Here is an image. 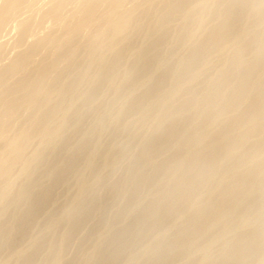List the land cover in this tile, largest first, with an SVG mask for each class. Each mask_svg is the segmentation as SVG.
Returning <instances> with one entry per match:
<instances>
[{
    "label": "bare ground",
    "instance_id": "1",
    "mask_svg": "<svg viewBox=\"0 0 264 264\" xmlns=\"http://www.w3.org/2000/svg\"><path fill=\"white\" fill-rule=\"evenodd\" d=\"M50 1L41 20L55 18L50 23L62 31L20 18L16 32L23 36L36 25L43 38L34 34L27 49L12 42L24 52L0 65V141L6 142L0 155V252L11 250L0 264H75L79 253L73 251H79L71 239L91 219L104 229L99 226L96 235L89 226L96 241L85 256L79 254L80 261L85 257L79 264H122L124 258L164 264L176 257L180 264H264V0ZM34 2H0L1 32ZM67 4L75 5L73 13L64 11ZM9 30L8 37L19 36ZM25 36L14 39L26 42ZM38 52L43 58L33 65ZM105 88L112 91L109 99ZM23 109L29 113H23L22 126L17 120L26 116ZM88 113L97 116L86 131L81 120ZM13 122L22 127L9 138ZM81 124L86 132L80 137L69 132H80ZM119 126L127 137L121 141L123 133H115L114 141L126 140V146L99 137ZM33 140L40 145L29 152ZM121 161L128 164L118 178ZM109 175L121 180L109 182ZM71 176L76 184L73 178L68 184ZM67 184L77 186L75 194L52 205L59 201L58 186L71 190ZM107 204L118 208L111 212ZM49 206L56 208L46 218ZM7 212L13 225L4 222ZM39 215L47 219L43 226ZM33 224L43 236L60 234L45 237L50 242L42 236L46 244L41 232L33 240L29 232L31 242L21 245ZM226 231L232 237L223 241ZM85 237L81 245L91 242ZM135 242H142L141 251ZM69 245L72 253L65 252Z\"/></svg>",
    "mask_w": 264,
    "mask_h": 264
},
{
    "label": "rangeland",
    "instance_id": "2",
    "mask_svg": "<svg viewBox=\"0 0 264 264\" xmlns=\"http://www.w3.org/2000/svg\"><path fill=\"white\" fill-rule=\"evenodd\" d=\"M31 1H32V0H31ZM34 1H35V2H38V3H36V4H33V3H32V4H33V7H32V5H30L31 8H30V7H27V9L25 8L26 6H24V7H23V10L20 9V10H21L22 12H24V13H21V15L19 14L20 16L15 17V19L17 18L16 20L14 19L15 21H12L13 19H9V18H8V19H9V20L7 19V20L9 21L8 23L11 22L12 24H8V23L6 24V23H5V24L8 25V26L2 28V31H3V32H1V30H0V33H2V34H0V35H1V36H0V42L2 43V45L5 43L4 41H7L8 38L11 37V38H9V40L6 42V43H8V46L10 45V47H11V48L9 47L10 50H7V51H9V52H6L7 55H5L6 53L4 52V49H5V51H6V48H4V47L0 44V52H1L0 56H3V57H4V58L0 59V65L2 64L1 68H4V66L8 65V64L10 63V61L13 60V58L15 59V58L18 56V52L21 53V52H24V50H25V49H24L23 51H19L20 49H18V48L24 47L23 45H25V43H26V46H25V47H26V49H27L28 46H30V45L35 41L34 39L36 38V36H39L38 34H42V33H41L42 30L40 29V28L43 29V27H44V26L41 27L42 23H46V24H45V25H46L45 28L48 29L49 31H56V30H61V29H62V28H61V25H59L58 23H57V24L59 25V29L55 28V26H56L57 24H55V23H50L51 21L54 22L55 18H52L53 20H50L51 18H48V20H50V21H48V20L45 21V20H44L45 22H43V20H41V17H43V15H44L43 13L46 12V10H47L46 8H49V9H50V7H51V1L49 0V1H50V2H49V1L47 0V1H48L47 3H46V0H33V2H34ZM0 2L2 3V2H4V0H3V1L0 0ZM35 2H34V3H35ZM49 4H50V5H49ZM1 5H2V4H0V6H1ZM34 5H35V6H34ZM37 5H38V6H37ZM72 5H74V4H67V8H66V9H68V10L64 9V11H68V13H70V12L73 13V11H74V9H75V5H74V6H72ZM129 5H130V4H129ZM36 6H37V8H35ZM1 7H2V6H1ZM1 7H0V9H1ZM42 7H44L46 10H45V9H42ZM32 8H34V9H33L34 11H32ZM39 8H40V11H41V12L38 11ZM29 9H31V10H29ZM36 9H38L37 12H39L40 14L42 13L41 16L38 15L39 13L37 14ZM20 10H18V13L20 12ZM24 10H26V11H24ZM27 10H28L29 12H30V11H31V12H35V13H33V14L35 15L36 19H35V17H30V14H31V13H29ZM43 10H44V12H43ZM48 11H49V10H48ZM48 11H47L46 14H48V17H51V15L49 16ZM25 12H27V13H25ZM18 13L16 12L14 15H18ZM66 13H67V12H66ZM23 14H25V15H23ZM27 14H29V17H28ZM70 14H71V13H70ZM70 14H69V15H70ZM14 15H13L12 17H14ZM31 15H32V14H31ZM64 15H66V14H64ZM44 16H45V15H44ZM67 16H68V15H67ZM12 17H10V18H12ZM22 17H24V19H25L26 21H28V18H29L30 25H31L32 23H33V24H36V25H38L39 23L41 24V25H39V26H40V28H39L40 30H39V31H37L38 27H34V26H36V25H34L33 28H32V26H30L29 30H30V29L32 30V31L30 30V31H31L30 33H32V32H34V33H32V35H30V33H28V31H29V30H28V31L25 33V35L28 34V36L30 35L29 37H28L27 35L25 36V35L23 34V36H25L26 38H28V39L25 38V39H26V42H25V40H24V41H23L24 44H22L23 42L20 41V40H22L21 37H23V36L21 35L22 33H18V31L16 32V30H15V27H16V29H18L19 32H21V29H20L19 25H20V24L22 25L21 22H23V21H21V20H19V19H20V18L22 19ZM39 17H40V18H39ZM30 18H31L32 20H31ZM38 18H39V19H38ZM33 19H34V21H33ZM43 19H45V17H44ZM7 20H6L5 22H7ZM18 20H19V21H18ZM22 20H23V19H22ZM25 20H24V21H25ZM30 20H31V21H30ZM39 20H40V21H39ZM16 21H17V22H16ZM32 21H33V22H32ZM35 21L38 22V23H36ZM56 21H57V20H56ZM56 21H55V22H56ZM57 22H58V21H57ZM13 23H14V26H13ZM16 23H17L18 25H17ZM48 23L50 24L49 26L52 25V26H51L52 28H51V27L47 28V27H48ZM3 25H4V24H3ZM16 25H17V26H16ZM21 25H20V26H21ZM58 25H57L56 27H58ZM4 26H5V25H4ZM9 26H10V27H9ZM12 26H13V27H12ZM53 26H54V27H53ZM2 27H3V26H2ZM7 27H8V28H7ZM6 28L11 30V31L9 30L10 35H11V34H14V32L18 33L19 36H21V37H20V40L18 39L20 42L17 43V42H16V39H14V38H18V37H19L17 34L12 35L13 37H12V36H9V37H8V35H7L8 31H6V30H7ZM12 28H13V29H12ZM34 28H35V29L37 28V29L35 30ZM53 28H54L55 30H54ZM51 29H52V30H51ZM43 31H44V33H46V35H48L49 33H51V32H49V31H47V30H46V32H45V29H44ZM61 31H62V30H61ZM61 31H60V32H61ZM6 32H7V33H6ZM11 32H12V33H11ZM35 32H36V33H35ZM38 32H40V33H38ZM47 32H48V33H47ZM3 33H4V34H3ZM85 33H86V32H84V34H85ZM5 34H6V36H7L8 38H7L6 36H2V35H5ZM34 34H36V36H35ZM84 34H83V35H84ZM14 36H15V37H14ZM17 36H18V37H17ZM43 36H45V35L43 34ZM85 36L87 37V36H88V33H87V35H85ZM85 36H83V37L86 38ZM4 37H5V38H4ZM31 37H32V38H31ZM34 37H35V38H34ZM40 37L43 38L42 36H39L38 38H40ZM83 37H82V39H84ZM29 38L32 39V40H30ZM13 39H14V40H13ZM23 39H24V37H23ZM36 39H37V38H36ZM82 39L80 40L81 42H82ZM137 39H138V40H135V42H136V43H139V42L141 41V39H142V36H138ZM10 40H13V41H10ZM18 40H17V41H18ZM83 41H84V40H83ZM10 42H11V43H10ZM12 42H15L16 44H15V43H12ZM21 42H22V43H21ZM28 42H29V43H28ZM6 43H5V44H6ZM27 43H28V44H27ZM11 44H12V45H11ZM14 44H15V45H14ZM13 45L16 46V47H18L17 50H15L16 48H14ZM27 45H28V46H27ZM1 46H2L3 48H2ZM6 46H7V45H6ZM6 46H5V47H6ZM25 47H24V48H25ZM11 49H12V50H11ZM13 49H14V50H13ZM21 50H22V49H21ZM12 51H13V52H12ZM2 54H4V55H2ZM8 54H9L10 56H13V57H12V58L9 57V59H8V56H9ZM34 55H36L37 57L33 56V61L38 60V62H36V61H35V63L33 62V65H35L36 63H39V62L42 60V58H43V52H38V53H36V54H34ZM83 55H84V53H83ZM81 56H82V54H81ZM5 57H6V58H5ZM39 57H40L41 59H38ZM0 58H1V57H0ZM10 58H11V59H10ZM35 58H37V59H35ZM83 58H84V57H81L80 59H83ZM34 59H35V60H34ZM9 60H10V61H9ZM7 61H8V62H7ZM0 70H1V69H0ZM85 88H87V87H82V91H86L87 89L85 90ZM104 91H105V93L103 92V96H104V98H105V97H106V99L111 98L112 95H110L108 98H107V96H108L109 94H112V91H111L110 89L108 90L107 88H105ZM106 95H107V96H106ZM103 96H102V97H103ZM104 98H102V99H104ZM25 110L28 111V109H23V110H22L23 112L21 111L22 113H20V114H23L24 112H25V113H29V111L26 112ZM100 111H102L101 113H103V110H102L101 108H100ZM98 113H100V112L98 111ZM101 113H100V114H101ZM86 114H87V112H86ZM88 114H89V113H88ZM23 115H26V116H23V118L21 119V117H22V115H21V116L18 117V118H20V121H19V119L17 120V122H18L19 124H21L22 126L24 125L23 122H25L24 119L27 117V114H23ZM88 116H89V117H88ZM96 116H97V115H95L94 113H93V115H92V114H89V115H84V116H83L81 122H82V121H86V122H83L84 125H85V123H87V125H86V127H85L86 131H87V128H88V130H89V128H91V127H89V123H90V122H88V120L91 119L90 121L92 122V119L95 120V119H96ZM24 117H25V118H24ZM85 117H86V118L88 117V118L86 119ZM23 120H24V121H23ZM15 121H16V119H15ZM17 122H13V123H12V128H11V130L8 132V137H9V138H11L12 135L15 136V134H16V130L19 129L20 127H22L21 125L17 124ZM14 123H16V124L13 126ZM93 123H95V121H93ZM91 124H92V123H91ZM91 124H90V126H92ZM84 125L81 124L80 132H74V131H72V130L69 131V129H68V130L66 131V134H65V135H67V132L69 131V132H72L74 135H79V136H75V137H80L82 131H83V130L85 131V129H84ZM19 126H20V127H19ZM13 127H14V128H13ZM111 128H112V127H109L108 129H109V130H112V131L114 132V133L112 134V139H109V138H111V135H110V134L112 133V131H109V132H108V129H107L106 132H108V133L111 132L109 135H108V133H107V135L105 134L106 136H105L104 134H101V135L99 136V137H101V138H104V137L106 138V137L108 136L107 138H108L109 140H108V139H102L103 141H104V140L109 141V142H110V141H113L114 143H117V144H118V142H120V141L115 142L116 139L119 140V138H120L121 141L124 140V139H126L127 136H125V135H126L127 132H126V131L122 132L123 129H124L123 126H119V127L116 128V129H114V128L111 129ZM14 129H16V130H14ZM120 129H121V131H120ZM12 130H14V131H12ZM86 131H85V132H86ZM116 131H117V132H116ZM14 132H15V134H12V133H14ZM106 132H104V133H106ZM119 132H120V133H123V134H121V135H123V136H121V135L119 134ZM10 133H11V135H10ZM115 133H116V135L119 134L121 137L118 138V136H119V135H118L117 138H114L115 136H113V135H114ZM117 133H118V134H117ZM70 134H71V133H70ZM73 134H71L70 136H73ZM124 134H125V135H124ZM102 135H103V137H102ZM127 135H128V134H127ZM68 136H69V135H68ZM92 137L95 139V135H93ZM96 137H97V136H96ZM99 137H98V139H101V138H99ZM12 138H13V137H12ZM70 138H71V137H70ZM113 138H114V139H113ZM122 138H123V139H122ZM35 139H38V138H35ZM74 139H75V138H74ZM76 139H78V138H76ZM96 139H97V138H96ZM114 140H115V141H114ZM127 140H129V139H127ZM34 141H35V140H33L32 145H31L32 148L30 147L31 150L29 149V152H31L35 147H38V146L40 145V142H39L38 140H36L35 143H34ZM71 141H75V142H77V140H72V139H71ZM99 141H100V140H99ZM106 141H105V142H106ZM125 141H126V140H125ZM125 141H124L123 143L120 142L118 145L121 144V146H123V147L126 146L125 144H127V142H125ZM2 142H3V143H2ZM36 142H37V143H36ZM38 142H39V143H38ZM100 142H102V141H100ZM73 143H74V142H73ZM107 143H108V142H106V144H107ZM37 144H38V146H37ZM101 144H102V143H101ZM104 144H105V143H104ZM104 144H102V146H103ZM108 144H109V143H108ZM104 146H106V145H104ZM103 148H104V147H103ZM3 149H4V151H5V149H6V142H5V141H0V155L4 152V151H2ZM128 151H129V150H128ZM128 151H127V152H128ZM127 152H126V154H127ZM126 154H125V157H130V156H131L130 151H129V153L127 154V155H129V156H127ZM125 157L123 158V160L125 159ZM128 159L130 160V158H127V159H125V161H127ZM52 163L54 164V161L51 162V164H50L51 166L53 165ZM123 163H124V161H121L120 164H119L120 168H119V166H118V168H116L117 173L115 174V170H113V172H111V175L115 174V176H118V178H120V177H119L120 174H119L118 170H120V173L123 172L122 174L125 175V173H126V169H127L126 165L128 164V162H126V163H127L126 165H124ZM124 166H125V167H124ZM80 167H84V165H83V164H80ZM81 169H83V168H81ZM16 171H17V170H16ZM16 171H15V172H16ZM15 172H14V174H16ZM14 174H13V175H14ZM13 175H12V177H13V179H14L15 175H14V176H13ZM111 175H109V176H110V178H109V179H110L109 182H113L114 180H117L115 177L112 176V177L114 178V179H113V178L111 177ZM124 175H123V176H124ZM71 178H73V176H71V177L69 178L68 184H69L70 182H72V181H71V180H72ZM111 178H112V180H111ZM121 178H122V177H121ZM44 179H45L46 182H47V179H46V178H44ZM44 179H42V180H44ZM70 179H71V180H70ZM42 180H41V181H42ZM73 180H74L73 182H75V184H76L77 179H76V178H73ZM119 180H121V179H118L117 181H119ZM46 182H45V183H46ZM114 182H115V181H114ZM41 183H42V182H41ZM45 183H43V184H45ZM68 184H67V185H68ZM75 184H74V185L72 184V186H69V185H68L69 187H71V190H69V189H58L59 186H62V187H60V188H64V187L66 186V184H65V185H59V186L56 188V190H58V192H56V194H58L57 197L59 198L60 204H58L59 201H58L57 203H55V201H56L55 199L58 200V198L56 197V198H54L55 201H53L54 204H52V205H55V204H56L57 206H60V205H62L63 203H65V201H64L65 198L69 199L70 197H72V196L75 194L74 190H76V187H77ZM70 185H71V184H70ZM73 186H76V187H74L75 189H72ZM66 188H67V186H66ZM56 190H55V191H56ZM61 190H62V191H61ZM68 191H70V192H68ZM149 191H150V190L147 189V191L144 193V195H147V193H148ZM65 192H66V193H65ZM64 193H65V194H64ZM72 193H73V194H72ZM56 194H55V196H56ZM62 194H63V195H62ZM64 195H66L67 197L64 196ZM63 197H64V198H63ZM60 198H62V200H61ZM108 207L112 208V211H111V212L116 211L117 208H118V206H115V205L111 206V204H110V205L107 204V209H108ZM54 208H56V207H54ZM54 208H53V206H51V207L49 206L48 211H47V212H43V214H45L46 216L43 215V214H42V215L45 216V217L47 218V217H48L47 215H48L50 212H54V211H55ZM113 208H115L116 210H115V209L113 210ZM50 209H54V210L49 211ZM110 210H111V209H110ZM107 211H108V210H107ZM106 213H107V212H106ZM108 213H109V211H108ZM7 214L9 215V214H11V213H10V212H7V213L5 214V217L7 216ZM40 215H41V214H40ZM40 215H39V217L41 218V220H40V218L38 217L39 220H40V222H39L38 219H37V221H38L39 223H41L40 226H43L44 223H45V221H46L47 219L44 218L43 216H42V217H43V218H42ZM9 217H10V215H9L8 217H6L7 220H5V218H3V220H5L4 222L7 221V222H6L7 225H13V224H11V222L15 223V222H14L15 219H13V218L10 217V218H11V220H10ZM42 219H43V220H42ZM234 219H235V218H234ZM12 220H13V221H12ZM91 220H92V219H91ZM91 220L88 221L89 224H88V223L85 224L86 226L88 225V227H85L86 229H83V227L85 226V225H83V226H82V229L80 228L81 230H78V231L75 233V235H74V236H76V237H74L75 239H73V238L71 239V240L74 241V242H72V241L70 242V243H72L73 250L75 249V247H77L76 249L79 251V252H77L76 250H74V251H76V252L73 251V255H75L76 253L81 254L82 252H83V254H81V255L86 254V253L91 249V247H92V243H95L94 241H96V239H93V237H96V236H93V233H92V235H90L91 231H90V229H89V226H90L91 230H93V232H96V235H97L98 232H99V229H101V227H102L103 225H98V226H97L95 220H94V219L92 220V221H94V222H91ZM237 220H238V217H237L235 220H232V219H231L232 222H235V221H237ZM37 221L35 222V224H38ZM121 223H122V222H121ZM93 224H95V226H94ZM40 226H34V224H33L32 227L30 226V229H29L28 232L26 233V236H25L26 238L24 237V238L22 239L23 242H22V240H21V245H25V246L28 245V244H27V241H28V240L30 241V239H28V233H29V232H30V235H29V236L31 237L32 240H33L34 238H37L36 236L39 235L38 232H41V236H38V237L41 238V237L43 236V233H45V232H42V231H40L41 229H40V230L38 229ZM99 226H101V227H99ZM33 227H34V228H33ZM35 228H36V229H35ZM87 228H88L89 230H87ZM102 228H103V227H102ZM103 229H104V228H103ZM38 230H39V231H38ZM82 230H83V231H82ZM85 230H87V232L84 233ZM101 230H102V229H101ZM80 231H81V233H80ZM32 232H33V233H32ZM58 232H60V231L55 232L53 236H52V233H50L51 237H49V239L51 240V238H53L55 235H56V236H55L54 239H57L56 237H58L59 234H60V233H58ZM88 232H89V236H91V237H90V238H91V242H90V240H87L86 242H87V245H88V246H87L86 244L81 245V243H82V241H83V239H84L86 233H88ZM31 233H32V235H31ZM37 233H38V235H37ZM226 233H227V231H226ZM231 233H232V232H231ZM50 235H49V233L46 232V235L43 236V237L45 238V237L50 236ZM79 235H80V236L82 235L81 238H80ZM224 235H225V232H224ZM224 235H223L222 237H225V236H226V238H222L223 241H224V240L226 241V240H228L229 238L232 237V236L230 235V232L227 233V235H230V237H229V236L227 237V235H225V236H224ZM89 236H88V235L86 236L87 239H89V238H88ZM92 236H93V237H92ZM86 237H85V238H86ZM47 238H48V237H47ZM47 238H45V239L48 240ZM25 239H26V240H25ZM27 239H28V240H27ZM41 239H43V238H41ZM92 240H94V241H92ZM42 241H45V240L43 239ZM48 241H49V240H48ZM48 241H45V243L48 242ZM88 241L90 242L91 245L88 244ZM200 241H201V240H200ZM223 241H222V243H223ZM30 242H31V241H30ZM30 242H29V243H30ZM49 242H50V241H49ZM49 242H48V243H49ZM205 242H206V241H204L203 243H205ZM220 242H221V241H220ZM220 242L218 243V245H219V244H222V243H220ZM24 243H25V244H24ZM48 243H46V244H48ZM43 244H44V243H43ZM134 244H135V246H134ZM134 244H133L134 249H135V248H138V249H139V247H137V246L140 245V248H141L140 251L142 250V248H143V244H142V242H141L140 244L137 243V244H138L137 246H136V242H135ZM73 245H76V246H73ZM218 245H216L217 247L214 248V249L216 250L217 254H219V252H220L219 250L222 249V247H220L221 245H219V246H218ZM222 245H223V244H222ZM70 246H71V245L68 246V248H67V250H66L65 252H70V253H72V251L70 250V248L72 249V247H70ZM89 246H90V248H89ZM214 246H215V245H214ZM42 247H43V250L46 251L45 249H46L47 245H46V246H42ZM87 247H88V248H87ZM44 248H45V249H44ZM132 248H133V247H132ZM214 249H213V250H214ZM3 250H4V249H3ZM3 250H2V251H3ZM8 250H10V249H7V248H6V250L3 251V252H4L3 254H1L2 251L0 252V255H3V257L0 256V257H2V258H0L1 260H4V259L10 257V255H11V250H10L9 252H6V251H8ZM215 250H214V251H215ZM80 251H81V252H80ZM134 251H135L136 253H138V254L141 253L140 251H136V250H134ZM214 251H213V252H214ZM41 252H43V251H41ZM84 252H86V253H84ZM216 252H214V253H216ZM45 253H46V255H47V254H48V251L43 252V256H45V255H44ZM70 253H69V254H70ZM7 254H8V255H7ZM79 254H77V255L80 257ZM6 255H7L8 257H7ZM41 255H42V253H41ZM65 255H67L66 257H68V254H67V253L64 254V257H65ZM70 255H72V254H70ZM70 255H69V258H73V257H74V256H73V257H70ZM5 256H6V257H5ZM84 256H85V255H84ZM84 256H83V257H84ZM79 257L75 256V257L73 258V259L76 261L75 264H79L80 262L82 263V261H83L84 258H85V257H84L83 260L80 261V260L82 259V257H80L81 259H80ZM178 257H180V256H178ZM69 258H64V259H65V260H72V259H69ZM125 259H126V258H124V260H122V261L119 262V263H122V264H123V263L125 262ZM6 260H7V259H6ZM126 260H127V259H126ZM175 260L178 261L179 263L176 262ZM130 262H131V261H130ZM83 263L86 264L85 262H83ZM125 263H126V264H132V263H134V262L132 261V263H129V262H125ZM176 263H177V264H180V263H181L180 258H177V257H176V259H175V258H174V259H171V261L168 260V262H166V263H164V264H176ZM10 264H12V263H10ZM162 264H163V263H162Z\"/></svg>",
    "mask_w": 264,
    "mask_h": 264
}]
</instances>
